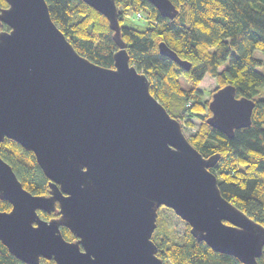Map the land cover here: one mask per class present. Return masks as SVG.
<instances>
[{"label":"water","instance_id":"1","mask_svg":"<svg viewBox=\"0 0 264 264\" xmlns=\"http://www.w3.org/2000/svg\"><path fill=\"white\" fill-rule=\"evenodd\" d=\"M0 8V141L27 150L49 179L46 194L25 189L0 156V242L40 264H164L151 235L159 206L213 250L258 264L264 226L220 194L212 167L181 123L129 63L114 0H83L107 19L117 49L106 67L79 53L52 20L45 0H5ZM173 18L171 0H147ZM185 69L186 59L158 42ZM254 100L216 87L206 122L227 137L251 121ZM54 212L47 219L37 210ZM60 226L73 234L66 239Z\"/></svg>","mask_w":264,"mask_h":264},{"label":"trees","instance_id":"2","mask_svg":"<svg viewBox=\"0 0 264 264\" xmlns=\"http://www.w3.org/2000/svg\"><path fill=\"white\" fill-rule=\"evenodd\" d=\"M171 1L178 13L169 19L147 0H114L129 63L144 72L150 93L171 116L177 120L186 116L187 124H191L189 116L200 119L196 131L187 138L203 156L219 154L209 169L216 175L220 194L264 226V0ZM45 2L54 23L79 53L100 65L113 66L112 53L117 47L106 17L83 0ZM6 5L0 0V8ZM137 12L141 16L137 17ZM134 17L142 22L137 23ZM0 28L8 26L2 23ZM160 40L186 59L190 67L182 68L160 54ZM205 74L215 78L216 87L231 83L235 96L254 100L250 124L234 129L232 136L227 137L206 122L209 98L202 99L198 86ZM0 156L25 189L34 194L48 192L49 179L31 150L4 137ZM9 208L10 203L0 198V210ZM37 212L45 219L56 215L39 209ZM156 218L151 239L164 264H243L235 256L215 251L204 240L195 238L185 221L181 239L177 240L166 219L158 212ZM60 231L66 239L74 238L67 227L60 226ZM257 262L264 264V245ZM0 264L28 263L0 242ZM40 264L56 263L52 258H41Z\"/></svg>","mask_w":264,"mask_h":264},{"label":"rangeland","instance_id":"3","mask_svg":"<svg viewBox=\"0 0 264 264\" xmlns=\"http://www.w3.org/2000/svg\"><path fill=\"white\" fill-rule=\"evenodd\" d=\"M135 18V17H134ZM137 19V18H135ZM138 21L137 23H141L142 21L139 20V18L136 20ZM228 58L226 59L227 62ZM220 66L219 68H221ZM217 82L214 77L205 74V76L199 81L198 86L201 90L202 93V99L206 100V98L210 99V94L211 92L216 88ZM209 101V100H208ZM203 115L206 114V110L203 111ZM186 118V116H185ZM185 118L183 119H178L181 123V130H183V133L185 136H190L196 131V127L200 122V119L197 116H189L188 119L191 121V124H187L185 121ZM160 208L158 209V213L166 219L168 225L172 227L174 230V238L177 240H180V234L184 230V220L181 217H178L172 209L164 207V206H159Z\"/></svg>","mask_w":264,"mask_h":264},{"label":"built area","instance_id":"4","mask_svg":"<svg viewBox=\"0 0 264 264\" xmlns=\"http://www.w3.org/2000/svg\"><path fill=\"white\" fill-rule=\"evenodd\" d=\"M136 16H137V17L141 16V13L137 12V13H136Z\"/></svg>","mask_w":264,"mask_h":264}]
</instances>
